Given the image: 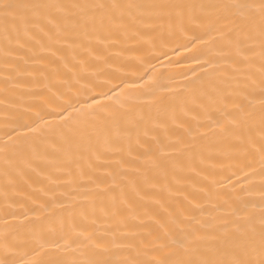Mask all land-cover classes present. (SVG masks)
I'll return each instance as SVG.
<instances>
[{"label":"snow or ice","instance_id":"1","mask_svg":"<svg viewBox=\"0 0 264 264\" xmlns=\"http://www.w3.org/2000/svg\"><path fill=\"white\" fill-rule=\"evenodd\" d=\"M0 34V264H264V0H0ZM217 43L219 55L203 62L215 75L201 85L213 88L217 108L198 106L213 126L209 157L230 162L224 204L231 211L211 223L163 199L208 167L204 148L198 157L175 147L204 139L199 120L182 122L165 142L150 136L160 126H149L143 107L137 113L130 98L120 99L119 85L87 96V105L70 91L23 108L15 96L34 97L29 81L52 83L61 74L79 83L88 59L107 48L148 50L138 69L158 58L151 55L158 47L174 45L171 51L195 59ZM179 96L154 97L147 106L166 109ZM125 142L129 157L117 163L130 168L85 167V153L89 161L119 154Z\"/></svg>","mask_w":264,"mask_h":264},{"label":"bare ground","instance_id":"2","mask_svg":"<svg viewBox=\"0 0 264 264\" xmlns=\"http://www.w3.org/2000/svg\"><path fill=\"white\" fill-rule=\"evenodd\" d=\"M67 2V0H66ZM3 36L0 34V88L3 87V76L6 74L3 71ZM135 42L130 41L129 44ZM174 45H168L167 48H156L151 50V55L158 58H151L142 62V66L137 69L136 65L141 64L137 58L145 55L148 50H132L123 51L122 47H112L100 51V59H88V63L84 72L85 77L76 83L75 79L68 75L61 74L53 78L52 83L47 80L38 82L29 81V87L33 89L36 96L30 97L25 91H17L16 97H22L18 101L21 108L27 103H31L36 98H44L50 93L71 92L73 95L79 94L81 104L87 105L91 103L86 99L89 95L96 93L107 92L108 87L119 85L114 88V91L120 92L123 89L120 99L122 101L128 99L129 106H134L137 113H141L145 121L152 125L160 127L150 133V136L159 135L165 139H175L173 135L176 127L182 122H190L195 125L199 120L202 124L201 132H206L207 135L203 140L195 142L185 139L175 147L178 151L183 150L186 146L189 151L196 152L199 157L201 148L205 149L204 156L206 167L202 175H187L183 186L177 191L173 189V194L169 196L163 194V199L166 206L170 209H179L184 216H195L201 222H213V218H220L231 211L228 204L224 201L228 198L227 193L230 191L229 181L227 177L232 169L228 167L229 161L215 156L209 157L208 153L213 151L209 147L214 140L212 125L208 122V116L201 113L198 105L206 106V111L215 113L217 108L216 96L211 86L202 88V84H208L210 79L215 75L210 65L204 64V60L217 57L219 55V43L209 44L204 49L202 55H198L193 59L189 54L171 51ZM166 51L167 55L162 52ZM87 59V57H85ZM199 62V63H198ZM223 64L224 61H214ZM147 74L145 75V71ZM98 84H106V87H99ZM84 85L91 86V92L84 90ZM50 89V91H49ZM180 92L177 100L173 101L165 108H150L147 102L154 97L170 96L172 92ZM111 94V93H110ZM199 97L196 104H193V99ZM3 97L0 96V99ZM105 104H111L112 101L98 96ZM216 119V115L211 117ZM187 126V123H185ZM167 128L169 131L164 132L162 129ZM143 148L148 147V144H142ZM155 147V145H153ZM133 148L135 149L131 155L136 156L140 149H136L135 145V129L133 130ZM128 145L125 142L123 151L119 154L107 153L96 156L92 154L91 160L85 153L84 165L87 167L89 162L99 173H110L114 170L119 171L121 167L130 168L127 164H118V161L128 159ZM176 160H182L183 156L177 154L173 157ZM202 176H207L208 179H202ZM36 180L35 177H33ZM63 180L65 177L60 176ZM233 179H235L233 177ZM128 180H135L142 186V178L135 177L129 172ZM216 181L218 183H210ZM110 182V181H109ZM3 178L0 177V207L3 206ZM35 186H39V181ZM63 191V189H60ZM211 193V195H209ZM103 221L98 222V226H102Z\"/></svg>","mask_w":264,"mask_h":264}]
</instances>
